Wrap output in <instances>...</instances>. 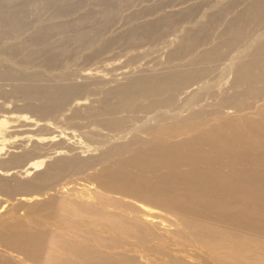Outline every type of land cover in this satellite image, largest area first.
<instances>
[{
    "label": "bare ground",
    "instance_id": "bare-ground-1",
    "mask_svg": "<svg viewBox=\"0 0 264 264\" xmlns=\"http://www.w3.org/2000/svg\"><path fill=\"white\" fill-rule=\"evenodd\" d=\"M174 1L0 0V175L20 166L31 189L95 162L70 154L40 172L73 150L96 163L130 154L117 163L140 172L103 171L98 204L21 196L16 208L57 203L70 219L50 239L1 227L0 264L38 252L34 264H264V120L245 114L264 95V0L165 11ZM72 226L115 235L126 257L98 261Z\"/></svg>",
    "mask_w": 264,
    "mask_h": 264
},
{
    "label": "rangeland",
    "instance_id": "rangeland-1",
    "mask_svg": "<svg viewBox=\"0 0 264 264\" xmlns=\"http://www.w3.org/2000/svg\"><path fill=\"white\" fill-rule=\"evenodd\" d=\"M196 2V1H193ZM154 4L153 2L148 3V5L151 7ZM181 3L178 0H175L173 3V6L170 8H167L165 11H187V9L195 4V3H189L185 5H180ZM67 9H71V7H68L65 5ZM141 7H145V4L140 5ZM52 11H55L54 9L61 8L60 5H55L51 6ZM89 7H81V8H76V5L74 8H72L71 11H86ZM140 8L132 9L129 11H136L140 10ZM44 11H51L48 8H44ZM264 95L261 99H255L250 101L251 103L250 109L245 112L246 117L250 119L251 121H259L261 119L264 120L263 114H264ZM207 125L213 124L215 121H218L215 117H207ZM175 122V120H170L169 123ZM184 137H179V138H172L169 139V142H177L179 140H182ZM164 143V142H163ZM262 143L264 144V139L262 140ZM165 144V143H164ZM99 152H90L81 154L78 153V151L73 150V152H69V154H61V155H55L52 154H47V157L45 159V165H42V168L40 170L44 171L47 169V166L49 167L51 164H53L55 161H62L65 160L69 157L71 154H78V157L84 161L89 160L92 157L93 160L95 161L93 164H88L87 166L84 167H76V168H71L68 170H65L61 172V174L58 175V180L50 181V182H41V183H33L32 186H34L31 189H27V187H23L21 184H24L23 182L32 180L34 177L33 175L30 176H25L23 174V170H21L20 166H12L10 170L9 175H0L1 181L5 180L6 184L0 183V208L2 205L4 206L0 210V228L4 227L6 225H13L16 223H20L26 227L24 232L27 234H35V235H43V236H49V239L53 236L57 237H63L60 234V230L56 231L55 228L53 229L54 225H57V220L58 218L62 217V219L67 218L69 220V217H66L65 215V210L66 208H61L58 206L57 203H53L52 205L46 207H41L39 209L32 208L30 204H25L22 208H16V201L19 200V198L23 195L25 196H32V195H37L40 194V200H46V199H51L52 200H57L65 203H77L76 205H79L81 203H93V204H98L99 203V198L102 196H110L107 195L104 191L99 189L100 187L98 186V180L101 177L102 172L106 171H112L115 172L119 169L124 171L125 173L128 174H139L140 172L135 169L133 166H129V164H123V163H117V161H127V159L130 157V154H124L122 158H106L104 161H97L98 154ZM66 155V156H65ZM122 159V160H121ZM126 159V160H125ZM91 161V160H90ZM123 165V166H122ZM117 167V168H116ZM90 168V169H89ZM92 168V170H91ZM78 169V170H77ZM87 169V170H86ZM86 170V171H85ZM67 171V172H66ZM66 172V175H64ZM80 172V173H79ZM68 174V175H67ZM70 174V175H69ZM100 174V176H99ZM73 175V177H72ZM95 175V176H94ZM150 173L148 171L144 172L143 178H148ZM66 176V177H65ZM99 176V177H98ZM65 178V179H64ZM60 179V180H59ZM94 179V180H93ZM62 180V181H61ZM61 181V182H60ZM138 183H140L138 181ZM37 184V185H36ZM63 184V185H62ZM65 184V185H64ZM82 184H88L90 185V199H84V197L78 192L79 187ZM60 185V186H59ZM38 188H37V187ZM96 186V187H95ZM55 190H54V189ZM62 189V190H61ZM93 191V192H92ZM101 191L103 193H101ZM95 193V194H94ZM47 194V195H46ZM98 194V195H97ZM48 197V198H47ZM77 197V198H76ZM76 198V199H75ZM115 198V197H113ZM96 199V200H95ZM5 200H9L8 202L5 203ZM73 200V201H72ZM38 201V200H35ZM68 201V202H67ZM12 204V205H11ZM114 214L120 215L122 217L129 216L127 212H122L119 210H108ZM260 216V215H259ZM166 222L170 223V219H165L163 218ZM260 219H264V215L261 216ZM65 223V221H64ZM83 223V222H82ZM167 224H165L166 226ZM67 228V227H65ZM68 229V228H67ZM169 228H166V230ZM91 230V229H90ZM75 235H79L83 238L78 237V240L80 239V242L89 248L91 251L93 257H96L98 261L101 259H105L106 262H113L115 263L117 260V257L125 258L122 255V247H118L117 249L115 248V241H116V236L113 234L110 235H102V234H97L94 230V233H90V236L86 234L80 233V229L77 227L72 226L70 229ZM153 231L157 235L165 236V229H160V227H156L153 229ZM172 232V231H171ZM86 240V241H85ZM118 240V239H117ZM46 246V244H45ZM44 247L43 250L47 251V249ZM115 253H120V256L116 255ZM40 252L37 253V255L34 257V259L29 260L31 264H34L36 262H39L37 256H39ZM128 255H133L128 253ZM136 256L135 262L132 264H139L138 263V256ZM27 259V258H26ZM28 260V259H27ZM119 264H124V263H119Z\"/></svg>",
    "mask_w": 264,
    "mask_h": 264
}]
</instances>
